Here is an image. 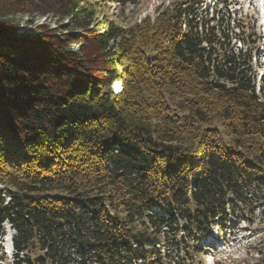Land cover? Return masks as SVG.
I'll list each match as a JSON object with an SVG mask.
<instances>
[{
  "label": "trees",
  "instance_id": "16d2710c",
  "mask_svg": "<svg viewBox=\"0 0 264 264\" xmlns=\"http://www.w3.org/2000/svg\"><path fill=\"white\" fill-rule=\"evenodd\" d=\"M111 2L137 0H28L67 25L21 35L26 3L0 0L11 264H197L210 227L264 202V75L230 37L245 21L178 0L119 25L96 16Z\"/></svg>",
  "mask_w": 264,
  "mask_h": 264
},
{
  "label": "rangeland",
  "instance_id": "374dc122",
  "mask_svg": "<svg viewBox=\"0 0 264 264\" xmlns=\"http://www.w3.org/2000/svg\"><path fill=\"white\" fill-rule=\"evenodd\" d=\"M7 1V0H6ZM10 1V0H9ZM12 1V0H11ZM178 0H137L135 5H129L126 7H119L115 4L107 3L102 5V9L99 10L96 14L98 18L101 16H107L110 19H117L119 25L122 23H130L133 21L138 22L140 19L150 16L154 17L155 12L158 8H163L171 4H175ZM203 4L207 7H212L217 0H202ZM26 3L24 6H19L18 9L21 11L13 16L12 20L18 25V34L34 33L35 28L38 25H48L49 28L53 29H63L67 25V20H58L51 15H42L36 12H32L28 5V0H24ZM237 0H225V5L217 7V12L225 15L228 12L231 15L232 20L234 19L233 14L235 10L237 12L238 6H230L231 3H235ZM250 0H245V4L241 7V10L238 12V18L241 16L248 17L244 24V29L234 27L233 35H230L232 38V45L236 47L243 48L244 41L246 44L249 42L250 48H252L253 64L254 66L262 65L260 71L256 70L257 77L259 79L261 73L264 69V2L261 0H254V3H258V8L254 7V4L249 3ZM210 13V12H209ZM232 28V25H231ZM240 41V42H239ZM78 45L72 44L71 49H77ZM246 48V47H245ZM121 86L119 83L113 84L112 90L118 92ZM252 206V205H251ZM262 206V207H261ZM256 207V206H255ZM264 208V204L258 206V210L251 215H248V218L245 221L237 223L236 228L233 227L232 235L227 232L224 235V238L231 236L236 239L233 249L234 257L226 261V264H245L249 262L250 264H255L258 259V250L264 248V242L262 244H257V239L259 237H264V215L261 214V210ZM261 214V215H260ZM245 217V216H244ZM236 222H233V224ZM232 226V225H230ZM226 225L227 227H230ZM0 228L2 231L0 233L3 235L0 237V264H11L13 261V249L11 248L10 240L12 237L13 230L8 226V224L1 225ZM0 229V230H1ZM214 236V235H213ZM217 237L220 238L218 241V246H221V239H223V234H217ZM261 239V238H259ZM255 244L256 250L250 253H246V245ZM257 244V245H256ZM213 253V252H212ZM207 255L206 260L203 257H200L205 264H212L214 260ZM227 257V255H224Z\"/></svg>",
  "mask_w": 264,
  "mask_h": 264
}]
</instances>
